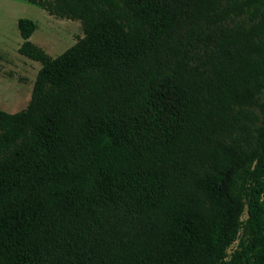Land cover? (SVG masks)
Wrapping results in <instances>:
<instances>
[{"label":"trees","instance_id":"1","mask_svg":"<svg viewBox=\"0 0 264 264\" xmlns=\"http://www.w3.org/2000/svg\"><path fill=\"white\" fill-rule=\"evenodd\" d=\"M23 1L83 35L50 58L17 21L0 264H264V0Z\"/></svg>","mask_w":264,"mask_h":264},{"label":"rangeland","instance_id":"2","mask_svg":"<svg viewBox=\"0 0 264 264\" xmlns=\"http://www.w3.org/2000/svg\"><path fill=\"white\" fill-rule=\"evenodd\" d=\"M28 19L35 29L28 41L40 48L47 56L54 58L68 49L82 37L79 21H71L48 15L36 5L23 0H0V110L15 113L22 110L29 100L39 63L31 61L17 53L21 43L17 21ZM246 210L241 221H246ZM249 234L244 228L239 238ZM237 239L228 250L236 248Z\"/></svg>","mask_w":264,"mask_h":264}]
</instances>
